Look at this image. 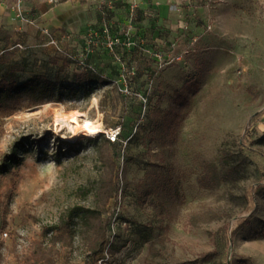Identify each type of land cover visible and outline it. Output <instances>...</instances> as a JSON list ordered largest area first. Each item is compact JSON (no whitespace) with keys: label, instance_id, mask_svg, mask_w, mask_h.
I'll return each mask as SVG.
<instances>
[{"label":"rangeland","instance_id":"rangeland-1","mask_svg":"<svg viewBox=\"0 0 264 264\" xmlns=\"http://www.w3.org/2000/svg\"><path fill=\"white\" fill-rule=\"evenodd\" d=\"M96 11L0 0V80L63 97L0 110V165L19 159L0 174V264H264V0L194 5L156 51L181 61L132 60L130 95L117 60L90 63L114 18ZM57 106L120 139H74Z\"/></svg>","mask_w":264,"mask_h":264},{"label":"crops","instance_id":"crops-1","mask_svg":"<svg viewBox=\"0 0 264 264\" xmlns=\"http://www.w3.org/2000/svg\"><path fill=\"white\" fill-rule=\"evenodd\" d=\"M103 1H106L109 15L114 18L109 21L111 33L113 35H119L125 27L126 21L130 14V3L132 0H88V8L92 9L94 15ZM203 0H138V8L135 11L137 20V29L132 36V40L136 43L133 47H119L116 52L110 53L107 48L104 47L106 39L103 33L96 34L101 39L94 45L97 47L96 51L90 55V63L99 64L106 68L105 64H101L103 60H132L141 63V68L145 67L147 63L152 62L153 65L158 64L153 56V52L158 51V48H168L171 50V46L166 42V38L169 37L178 24V19L188 14V10L193 9V6L201 3ZM71 6L64 5L54 11L51 15L56 16V22L61 23L64 19L66 11ZM60 13H62L60 15ZM48 15V13H46ZM59 14V15H58ZM50 15V14H49ZM116 21V22H114ZM106 55H99L101 52ZM102 57L98 59V57ZM167 58V57H166ZM119 65L114 62L110 66V69H105L108 74L114 78H119V72L112 74V67ZM118 69L116 68V71ZM119 71V70H118ZM121 73V72H120ZM121 76V75H120ZM122 80V76L120 77ZM119 83H122L119 82Z\"/></svg>","mask_w":264,"mask_h":264},{"label":"trees","instance_id":"trees-1","mask_svg":"<svg viewBox=\"0 0 264 264\" xmlns=\"http://www.w3.org/2000/svg\"><path fill=\"white\" fill-rule=\"evenodd\" d=\"M91 71L93 70L88 68L84 70L86 72L83 74L85 76L84 80H89ZM55 89L56 84L43 76L30 79L25 83H20L14 78L5 76L0 80V110L15 112L26 104L27 106H38L49 101L62 102V95L55 96ZM175 123V121L163 118L162 125L167 130H171L174 129ZM112 144L116 145L115 143ZM16 157L8 158L4 164L0 165V174L8 173L10 164H19V159L16 160ZM79 210L81 211V209Z\"/></svg>","mask_w":264,"mask_h":264},{"label":"built area","instance_id":"built-area-1","mask_svg":"<svg viewBox=\"0 0 264 264\" xmlns=\"http://www.w3.org/2000/svg\"><path fill=\"white\" fill-rule=\"evenodd\" d=\"M52 3H58L59 0H51ZM138 0H132L130 3V14L126 21L125 27L122 30V32L119 35H113L111 33L110 28H105L103 31L104 38L106 39V43L104 44V47L109 50L110 53L116 52V50L121 47L125 46L127 48L133 47L136 43L132 40V36L134 35V32L137 29V20L135 16V11L138 8ZM46 33H50L49 29L45 30ZM91 42H89V47H91ZM188 52L185 53L187 55ZM153 56L158 62L169 64V62H172L173 60L181 61V57H165L163 54H160L158 52H153ZM183 57V56H182ZM120 65V72L122 76V83H119L120 85V91L125 95H130L132 93V90L128 84V80L133 75V72L130 71V60H117ZM81 64L85 66L86 68L95 71V67L91 64H87L86 62L82 61ZM147 99L145 102L147 103ZM122 128L121 127H114L110 128L103 132V135L106 137V139L111 143H116L121 136Z\"/></svg>","mask_w":264,"mask_h":264},{"label":"bare ground","instance_id":"bare-ground-1","mask_svg":"<svg viewBox=\"0 0 264 264\" xmlns=\"http://www.w3.org/2000/svg\"><path fill=\"white\" fill-rule=\"evenodd\" d=\"M54 113L56 115V124L59 130L65 128L72 130L74 133V139L78 137H93L94 135H99L105 130L101 128L100 124H95L92 122H85L81 124L78 120L80 114L75 112L73 114L65 113L62 107H55Z\"/></svg>","mask_w":264,"mask_h":264}]
</instances>
